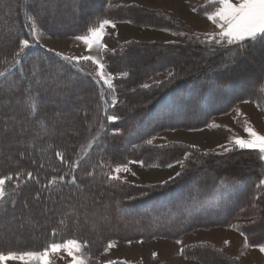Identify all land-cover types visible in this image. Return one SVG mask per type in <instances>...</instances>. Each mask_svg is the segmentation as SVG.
Here are the masks:
<instances>
[{"label": "trees", "instance_id": "16d2710c", "mask_svg": "<svg viewBox=\"0 0 264 264\" xmlns=\"http://www.w3.org/2000/svg\"><path fill=\"white\" fill-rule=\"evenodd\" d=\"M211 10L208 3L195 8L198 15ZM29 16L53 37L85 35L102 19L170 32L189 29L170 10L136 3L0 0V175L31 171L39 179L22 178L15 192V182L8 186L0 202V251L42 250L53 230L57 240L86 242L83 250L92 257L101 256L109 241L176 240L214 226L243 232L251 246L264 244V186L256 187L264 180V161L257 150L148 143L165 130L203 128L239 102L263 110L264 92L257 81L264 77V41L233 64L235 46L193 33L178 42H120L106 34L101 55L113 77V92L91 61L66 60L39 45ZM20 39H28L30 47L16 63L13 53ZM166 71L163 80L143 84ZM31 98L38 100L36 111ZM109 115L119 119L109 121ZM57 152L78 167L70 168ZM130 160L155 167L183 161V167L180 176L157 184L109 179L116 164ZM58 175L65 179L45 187ZM237 218L247 221L239 224ZM10 228L13 234L2 241ZM180 255L201 264H242L211 242L185 245Z\"/></svg>", "mask_w": 264, "mask_h": 264}, {"label": "rangeland", "instance_id": "374dc122", "mask_svg": "<svg viewBox=\"0 0 264 264\" xmlns=\"http://www.w3.org/2000/svg\"><path fill=\"white\" fill-rule=\"evenodd\" d=\"M129 1L135 2L137 0L135 1L129 0ZM119 2H124L126 4L132 3V2H127V0H119ZM144 2L145 3L148 2L151 5L155 3H162V7H164L163 9H167L175 13V15L180 17L187 24L188 28L190 26V29H193L192 27L195 26L197 29L204 31L206 34L219 31L216 28V26L207 19L205 15H196L194 12L190 11L189 9V7L195 9L196 5L199 6V5L207 4L208 0H144ZM154 9H159V8H154ZM46 11H48V13L50 14H53L49 12L48 8L46 9ZM30 21L32 23V20ZM113 23L115 27H112L111 25L105 26V31L107 34L111 35L116 39H119L120 41L121 40L124 41L129 38H137V39H141V41L143 40L161 41L160 37H158L156 34L157 30L148 29L147 27L144 28L139 26L140 27L139 28L133 26L131 32L127 33V35L126 34L124 35L121 34L122 33L121 27L125 24L118 22H113ZM37 30L39 34L38 44L43 46L44 48L46 47L45 49L48 48V50L51 49L52 51L54 49L66 50L68 53L73 54L75 52L82 56H89V55L94 56L95 53L97 54L95 50L97 49V47H95V49L91 51L87 48V46L83 43V41L75 42L73 40H69V39L67 40L68 38L67 36L53 37L51 35H48L47 33H44L43 30H41L38 26H37ZM162 32H165L167 35H171V36L173 35L183 38V35H181L180 33H173L169 31H162ZM183 34L185 35L184 38L186 39L190 35V32H184ZM206 34L201 36L203 38L207 37ZM33 38L35 40L34 36ZM181 38H177V40ZM167 39L173 40L171 38H167ZM97 58L100 59V53ZM96 69H97V65L94 64L95 73H96ZM167 74L168 71L156 74L145 80L143 84L149 85L152 83H157L163 80L164 78H166ZM249 125L253 127L257 132L264 135V108L263 110H257L253 102L248 101L245 103L243 101L237 103L228 113L219 116H214L207 124V126L203 128L165 130L155 134L149 140L152 141L151 144L153 145H162L169 142L183 141L182 143L195 146L201 150L217 149L224 151L225 148H229L231 146L239 147L234 143L235 138L237 137L244 139L248 138V134L244 131V128ZM221 145H223L224 147H221ZM258 154L260 156L259 151ZM130 161H135V160H130ZM139 162L141 161L130 164H128L127 162L126 164H128L129 171L121 172L119 174V179H122L124 181L136 185L157 184V183H162L167 179L173 177L177 169H180V164L176 162L173 163L174 166L172 168H169L167 166L165 167H155L151 165L141 166ZM235 221H237L239 224H242L247 220L237 218L235 219ZM15 222H19V221L16 220ZM20 222L22 223L23 221L21 220ZM10 225L15 226L17 224L10 223ZM5 228L6 227H2V229ZM226 228H230L231 230H227ZM234 230L235 229L231 228L230 226H214L210 228H198L192 230L176 240L166 239V238H154L148 241H143V240L127 241V242L113 241L115 242V244L119 246L110 253L104 251L101 257H92L81 249L80 256L82 259L86 261V264H105L106 261L109 260L113 261L116 258H123V257L133 260H139L141 258H144L145 259L144 261L147 260L146 262L147 263L149 262L151 264H201L200 262L195 261L193 259L183 258L180 255V248L188 244L200 243L201 241H207V240H212V242H217L215 243L216 246H220L221 248L223 245L217 239L212 238V236H220V238L222 239L227 236L226 233L229 234L231 232H234L237 235L230 239L231 242L230 247L232 248L234 255L228 253L223 247L221 249L230 256L236 257L242 264H264V253L260 252L259 248L256 245L251 246L248 244L249 246L245 247V237L241 235L239 231L237 230L234 231ZM4 234L6 236L1 237L2 241H5V238L8 237L7 235L13 234V232L11 231L10 228V229H6ZM177 241H180L181 243H177ZM153 253L156 254L155 257L153 256ZM60 256H63V259L58 257L55 261V264H69L71 257H68L66 253H60ZM8 264H18V262L9 261Z\"/></svg>", "mask_w": 264, "mask_h": 264}, {"label": "snow or ice", "instance_id": "6c2138e0", "mask_svg": "<svg viewBox=\"0 0 264 264\" xmlns=\"http://www.w3.org/2000/svg\"><path fill=\"white\" fill-rule=\"evenodd\" d=\"M208 4L211 5V11H205L204 15L209 21H211L216 28L219 30L214 33L206 34L209 41H213L218 45L235 46V50H230L231 62L233 64L240 63L243 58L247 55L250 46H255L256 43L264 41V0H208ZM208 5H206L207 7ZM195 11V9H193ZM39 15V13H37ZM32 20L31 23V35L35 37V41L39 42V34L37 25L32 16L28 17ZM111 25L115 27L114 23L108 19H102L99 21L98 26L89 27L87 34L76 36L75 39L83 41L89 50L94 46L98 49L105 48L106 45L102 43V39L105 35V26ZM182 35V33H180ZM30 47V41L28 39H20L18 50L13 53V60L19 63L17 59L25 49ZM58 55H60L58 53ZM66 60H85L91 61L97 65L96 75L100 81L107 86L108 89L115 91L112 80L113 77L110 73L105 72V65L96 56H83V57H64ZM127 75V73H123ZM0 76H4V72H0ZM260 90L264 92V77L259 78L257 81ZM117 98L115 95L112 96V103L115 104ZM245 103L248 101H244ZM30 107L33 111L38 109V100L31 98ZM109 121H116L119 119L116 115H109L107 117ZM244 131L248 134V138L237 137L234 143L241 149H257L260 153V159L264 160V135L257 132L253 127L246 126ZM95 139V138H93ZM152 143L151 140L148 141ZM221 147H224L221 145ZM225 151L230 149L225 148ZM56 155L64 162L68 163L70 168L78 167V163H71L64 159L62 153L57 152ZM190 155L185 154V158ZM138 161H128L130 163H137ZM141 166L143 162H139ZM183 167V161H176ZM128 164H116L112 169V174L109 179H119L121 172H128ZM173 164H168L167 167L172 168ZM134 175V173H133ZM180 176L181 173H176ZM35 180L39 183L38 177L31 171L27 172H15L13 174L0 175V202L4 201L8 195V186L15 182V187L12 189L13 192L20 187L22 181ZM65 177L63 175L53 176L48 180V185L56 184L58 181H63ZM76 178L73 177L71 183H75ZM264 186V180H261L256 186L258 189ZM39 192L36 194V198L39 199ZM63 223V221H61ZM238 227V226H237ZM241 235H245L241 232ZM56 232L53 230V239L44 246L42 250H20V251H0V264H8L9 261H16L18 264H55L56 259L60 256V253H66L68 257H71L69 264H86V261L81 258L80 253L83 247H87L86 242H81L77 238H62L60 240L55 239ZM177 243H181L177 241ZM225 243H228L227 241ZM115 246V242L109 241L105 252ZM248 238L245 236V247H248ZM259 251L264 253V244L256 245ZM183 253V249H181ZM155 253L153 256L155 257ZM105 264H117L115 261H106Z\"/></svg>", "mask_w": 264, "mask_h": 264}, {"label": "crops", "instance_id": "0c3cea01", "mask_svg": "<svg viewBox=\"0 0 264 264\" xmlns=\"http://www.w3.org/2000/svg\"><path fill=\"white\" fill-rule=\"evenodd\" d=\"M135 1V0H134ZM137 1H139V0H137ZM137 1H135V2H132V1H129V0H127V2H132V3H139L140 5H142V6H145V7H149V8H164V7H162V3H155V4H149L148 2H144V0H140L139 2H137ZM117 2H119V0H117ZM119 3H121V4H126V3H124V2H119ZM196 7H197V5H196ZM189 9H190V11H192V12H194L196 15H198L195 11H193V9L191 8V7H189ZM179 15V14H178ZM118 23H123V24H125V25H123L121 28H122V33L121 34H126L127 35V33H129V32H131V29L133 28V26L134 25H132V24H130V23H128V22H118ZM127 23V24H126ZM189 25V24H188ZM135 27H138V26H135ZM192 27V26H191ZM140 28V27H139ZM193 29H190V26H189V29H188V31L187 32H190V33H193V34H196V35H205L206 33L204 32V31H201V30H199V29H197L195 26H193L192 27ZM148 29H153V28H148ZM154 30H157L156 31V34H157V36L158 37H160V39H161V41H159V40H143V41H159V42H178L179 40L181 41V40H183V38L185 37V35L183 34L184 32H173V33H182V35H183V38H181V37H177V36H171V35H167L165 32H162V31H165V30H160L159 31V29H154ZM124 31V32H123ZM142 32V31H141ZM170 32V31H169ZM107 33H106V31H105V35H106ZM111 36V35H110ZM75 37L76 36H69L68 38H67V40L69 39V40H73V41H75V42H79L80 40H77V39H75ZM167 38H171V39H173V40H168ZM176 40H175V39ZM177 38H181V39H179V40H177ZM130 39H135V40H139V41H141V39H137V38H129V39H127V40H130ZM185 39V38H184ZM118 41H120L119 39H117ZM127 40H124V41H127ZM124 41H120V42H124ZM46 48V47H45ZM48 49V48H47ZM95 49V46L91 49V51H93ZM51 50V49H50ZM96 50V52H97V54L95 53L94 54V56H96V57H98L99 56V53H100V60H101V62H102V56H101V49H95ZM53 51H55V52H57V53H59V54H61L62 56H65V57H83L82 55H79V54H77V53H68L66 50H60V49H54ZM72 60H74V59H72ZM106 71V70H105ZM107 72V71H106ZM108 73V72H107ZM255 106V105H254ZM256 108V107H255ZM257 109V108H256ZM258 110V109H257ZM183 142V141H182ZM178 170L179 169H177V171H176V173L178 172ZM175 173V174H176ZM227 230H231L230 228H226ZM235 231V230H234ZM227 234V236L226 237H224V238H220V236H212V238H214V239H217L218 241H220V243L223 245L222 247L228 252V253H230V254H232V255H234L233 254V250H232V248L230 247V245H231V242H230V239L232 238V237H234V236H236L237 234L236 233H234V232H231V233H226ZM228 242V243H225V242ZM201 242H211V243H213V244H215V243H217V242H212V240H207V241H201ZM186 244H188V243H186ZM216 245V244H215ZM119 245H117V244H115V246L112 248V249H109L108 251H107V253H110L111 251H113V250H115L117 247H118ZM218 247H220V246H218ZM221 247V248H222ZM82 250H83V248H82ZM84 251V250H83ZM103 255V254H102ZM101 255V256H102ZM101 256H99V257H101ZM116 260H120V261H124V262H127V263H137V264H151V263H147L146 261H144L145 259L144 258H141V259H139V260H133V259H127V258H125V257H123V258H116L115 260H113V261H116ZM243 261V260H242Z\"/></svg>", "mask_w": 264, "mask_h": 264}]
</instances>
